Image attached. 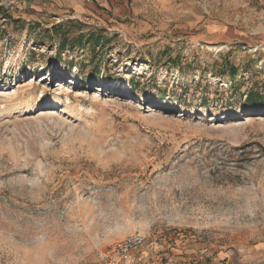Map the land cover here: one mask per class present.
I'll return each mask as SVG.
<instances>
[{"label": "rangeland", "instance_id": "374dc122", "mask_svg": "<svg viewBox=\"0 0 264 264\" xmlns=\"http://www.w3.org/2000/svg\"><path fill=\"white\" fill-rule=\"evenodd\" d=\"M15 1L0 264H264V0Z\"/></svg>", "mask_w": 264, "mask_h": 264}, {"label": "built area", "instance_id": "2783aa9c", "mask_svg": "<svg viewBox=\"0 0 264 264\" xmlns=\"http://www.w3.org/2000/svg\"><path fill=\"white\" fill-rule=\"evenodd\" d=\"M15 0H0L6 9L15 8ZM144 245V237L139 233L128 235L116 241L112 247V254L119 261L115 264H136L137 254L141 253Z\"/></svg>", "mask_w": 264, "mask_h": 264}, {"label": "trees", "instance_id": "16d2710c", "mask_svg": "<svg viewBox=\"0 0 264 264\" xmlns=\"http://www.w3.org/2000/svg\"><path fill=\"white\" fill-rule=\"evenodd\" d=\"M60 47H64V44L62 42L60 43ZM230 69L233 68L231 67ZM245 102L247 106L258 109L264 106V95H261L259 92L251 90L246 94Z\"/></svg>", "mask_w": 264, "mask_h": 264}, {"label": "bare ground", "instance_id": "6f19581e", "mask_svg": "<svg viewBox=\"0 0 264 264\" xmlns=\"http://www.w3.org/2000/svg\"><path fill=\"white\" fill-rule=\"evenodd\" d=\"M44 102L46 103L45 104L46 106H49V105H51V106L58 105L59 106L61 104V100L59 99V97L54 96V95L48 97Z\"/></svg>", "mask_w": 264, "mask_h": 264}, {"label": "crops", "instance_id": "0c3cea01", "mask_svg": "<svg viewBox=\"0 0 264 264\" xmlns=\"http://www.w3.org/2000/svg\"><path fill=\"white\" fill-rule=\"evenodd\" d=\"M73 1V9L75 10V13L76 14H80L81 11L83 10V5L80 4L79 0H71ZM95 1H98V0H95ZM101 2L99 3V5H102L103 3V0H100Z\"/></svg>", "mask_w": 264, "mask_h": 264}]
</instances>
